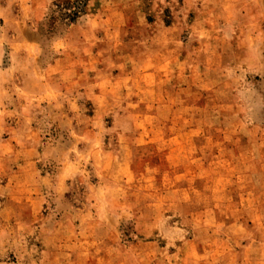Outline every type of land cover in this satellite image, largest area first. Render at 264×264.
<instances>
[{
  "label": "rangeland",
  "instance_id": "rangeland-1",
  "mask_svg": "<svg viewBox=\"0 0 264 264\" xmlns=\"http://www.w3.org/2000/svg\"><path fill=\"white\" fill-rule=\"evenodd\" d=\"M0 264H264V0H0Z\"/></svg>",
  "mask_w": 264,
  "mask_h": 264
}]
</instances>
